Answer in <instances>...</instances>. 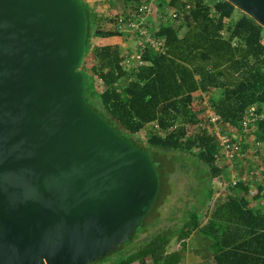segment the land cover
<instances>
[{
    "label": "water",
    "instance_id": "1",
    "mask_svg": "<svg viewBox=\"0 0 264 264\" xmlns=\"http://www.w3.org/2000/svg\"><path fill=\"white\" fill-rule=\"evenodd\" d=\"M264 29V0H224ZM81 0H0V264H92L159 187L147 153L86 103Z\"/></svg>",
    "mask_w": 264,
    "mask_h": 264
},
{
    "label": "trees",
    "instance_id": "2",
    "mask_svg": "<svg viewBox=\"0 0 264 264\" xmlns=\"http://www.w3.org/2000/svg\"><path fill=\"white\" fill-rule=\"evenodd\" d=\"M81 1L87 20L80 67L85 101L117 135L149 155L159 179L149 213L116 247L123 255L110 264H181L184 242L197 231L211 240L214 264H264V210L249 207L245 189L211 203V178L220 174L214 165L217 145L209 129L197 128L204 120V96L228 125L237 123L250 106L263 108L264 29L224 0H155L156 8L177 10L178 23H157L155 36L163 41V50L144 48L143 66L127 69L123 58L138 45L134 42L133 50L124 53L108 42L131 39L112 30L118 13L108 11L98 19L89 0ZM118 1L125 9L122 14L131 15L146 0ZM92 40L101 43L90 51ZM258 129L264 142V121ZM141 132L142 141L136 139ZM176 170L194 172L186 175L181 221L136 243L164 193L172 194L169 178ZM173 244L180 248L171 251Z\"/></svg>",
    "mask_w": 264,
    "mask_h": 264
},
{
    "label": "built area",
    "instance_id": "3",
    "mask_svg": "<svg viewBox=\"0 0 264 264\" xmlns=\"http://www.w3.org/2000/svg\"><path fill=\"white\" fill-rule=\"evenodd\" d=\"M154 3L155 0H146L131 15H123L122 10L125 9L122 6L121 12L114 18L112 30L130 36L138 45V49L127 53L123 58L122 64L127 69L131 66H143L144 48L163 50V41L155 36L154 27L157 23H164L166 20L178 23L180 14L177 10L163 11L154 7ZM189 8L190 5H187L186 9ZM182 31L183 29L179 34ZM202 106L204 120L197 124V128L209 129L214 138L217 145L214 165L220 171L219 175L211 178L214 192L211 203L245 189L252 198L257 197L253 200L259 206L264 207V142L258 133V124L264 121V106L262 109L248 107L233 125L224 123L206 96L203 97ZM206 215L207 212L204 213ZM177 247L180 248L179 245Z\"/></svg>",
    "mask_w": 264,
    "mask_h": 264
},
{
    "label": "rangeland",
    "instance_id": "4",
    "mask_svg": "<svg viewBox=\"0 0 264 264\" xmlns=\"http://www.w3.org/2000/svg\"><path fill=\"white\" fill-rule=\"evenodd\" d=\"M90 5L95 10L97 18L102 19L104 16L108 14V11H112L114 13H120L122 9V3L118 0H89ZM103 26V24H102ZM108 28V27H106ZM112 44H116L120 46V50L124 53L127 51H132L134 48V41L133 39H127L126 41H122V43L119 42V39H112L108 41ZM100 41H94L92 40L90 44V51H92L95 47L100 45ZM144 133H140L136 139L141 140L144 138ZM132 140V139H130ZM173 153L167 155V159H172ZM183 170H176L175 173H172L169 182L173 183V192L172 194H167L166 192L163 195V199L161 202V206H158L157 213H153L154 207L151 210L152 215H150L143 224V229L141 232L137 233L135 237V242H140L148 233H152L156 231V229L163 228V227H169L171 225H174V223H179L181 221L182 215H183V204L180 200V198L183 196V190L188 185V179L186 175H193L194 172L192 170H189L187 173L182 172ZM187 189V188H186ZM200 197L202 195L201 192H199ZM191 202L195 203L194 197L192 198ZM156 209V210H157ZM155 210V211H156ZM149 213V212H148ZM150 213V214H151ZM144 220V219H143ZM156 223L157 225H155ZM123 249H129L128 246H126ZM177 245L173 244L170 248V250H177ZM123 250L120 252L119 250L114 251L112 254L106 256L101 261H95L92 264H100L102 261H114L117 259V257H122Z\"/></svg>",
    "mask_w": 264,
    "mask_h": 264
},
{
    "label": "crops",
    "instance_id": "5",
    "mask_svg": "<svg viewBox=\"0 0 264 264\" xmlns=\"http://www.w3.org/2000/svg\"><path fill=\"white\" fill-rule=\"evenodd\" d=\"M119 42L122 43L121 40H119ZM248 199L250 200L249 207L252 210H257V211L264 210V207L259 206L257 204V201L253 200L251 195H249ZM211 245L212 242L210 239L202 236L198 231L195 232L184 242L185 251L181 264H214L213 254L210 251ZM172 251H176V250H172ZM110 263H112V261H103L100 264H110Z\"/></svg>",
    "mask_w": 264,
    "mask_h": 264
}]
</instances>
